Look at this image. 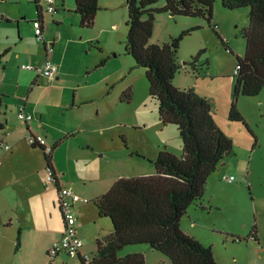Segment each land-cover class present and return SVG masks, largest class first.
<instances>
[{"label": "rangeland", "instance_id": "rangeland-1", "mask_svg": "<svg viewBox=\"0 0 264 264\" xmlns=\"http://www.w3.org/2000/svg\"><path fill=\"white\" fill-rule=\"evenodd\" d=\"M65 2L67 5L75 3L74 0ZM164 3L165 0H161L156 6ZM64 7L60 3L57 13H45V30L50 33L63 30L57 28L53 17L68 14L66 30H78L84 39L95 38L92 43H82L80 50H71L76 62L86 63L89 68L75 69V75L56 82L40 78L32 85L36 72L23 66L38 63L34 54L38 49L44 58L43 45L37 41L33 26V21L39 18L36 5L33 0H0V17L3 18L0 55L9 50L0 59V81L7 92L2 97L0 121L18 136L17 127L23 126L17 117L19 105L28 100L33 110H46L42 123L50 132V143L58 135L65 137L70 131L75 134L81 131L79 142L92 138V147L87 148L86 140H83V148L78 147V141L67 140L56 152L59 175L65 176L70 188L89 200V203L76 204L75 211L79 217L77 227L83 239V251L86 249L85 254L92 255L96 253V239L102 240L113 231L110 218L99 217L93 203L95 198L107 192L120 177H135L154 170L152 159L148 157L156 158L163 149L181 157L183 144L177 126L160 120L158 102L149 93L146 70L136 67L133 57L125 51L126 0H100L101 9L91 28L75 24V15ZM249 15V7L230 10L221 0L214 4L213 24L217 25L216 30L233 53L201 17H171L168 13H157L150 39V44L161 45L184 30L196 28L181 42L178 56L183 68L173 84L206 97L214 119L233 140V153L218 166L207 183L204 208L199 203L192 205V210L197 208L201 213V217L194 216L192 221L198 225L202 243L212 246L220 264H264V95H241L237 102L256 137L254 148L255 140L245 126L229 120L237 56L243 57L246 52L242 30L250 24ZM200 51L204 54L199 59V74L196 75L186 63ZM17 53L21 54L17 56ZM128 89L131 91L129 101L124 96ZM25 143L27 146L18 150L14 147L11 152L0 150V192L12 193L15 218L20 215L28 221L47 192H55V188L54 184L46 182L42 149ZM138 153L147 154L146 160L138 157ZM130 156L135 161H128ZM224 175L234 176L236 181L229 183L222 179ZM60 220L62 222L61 215ZM254 224L258 227L260 244L250 236ZM184 225L189 227L191 220L186 217ZM8 235L10 232L0 227V264H81L77 258L66 256L52 259L44 249L34 245L24 246L21 253V245L18 242L12 245ZM139 250L148 253L145 264H172L167 256L147 245L127 246L119 256Z\"/></svg>", "mask_w": 264, "mask_h": 264}, {"label": "trees", "instance_id": "trees-1", "mask_svg": "<svg viewBox=\"0 0 264 264\" xmlns=\"http://www.w3.org/2000/svg\"><path fill=\"white\" fill-rule=\"evenodd\" d=\"M74 1V12L80 16L81 26L93 27L101 9L100 0ZM160 1L126 0L128 33L125 51L133 57L136 67L146 70L149 93L158 102L160 120L164 124L177 126L182 138V155L178 157L167 149L159 151L156 158L150 160L155 174L119 178L105 194L94 200L99 217L110 218L113 231L102 240L96 239L97 251L92 264H145L146 256L143 253L119 256V252L130 245H147L167 256L172 264H220L212 246H206L187 234L181 227V221L192 205L201 203L209 178L233 153V140L217 124L206 97L192 89H179L173 84L183 68L178 56L181 42L196 28L182 31L167 43L150 44L156 14L204 18L225 48L233 52L216 30L217 25L213 24L216 0H165L163 6L157 7ZM221 1L230 10L250 8V24L242 30L246 52L243 57L237 56L229 120L245 126L255 140L254 148L256 137L238 109L237 102L241 95H264V0ZM33 2L39 16L37 20L41 21L44 30L42 6L39 0ZM7 52H3L0 59ZM203 54L204 51H200L198 56L186 63L191 65L196 75L199 74L198 63ZM124 96L130 100V89ZM2 106L3 99L0 98V110ZM3 129L5 125L0 122V130ZM59 146V143L52 146L50 153L42 146H32L42 149L46 171L51 170L54 175L53 156ZM137 156L146 159L140 153ZM250 236L260 242L256 224ZM77 259L81 264H86L81 256Z\"/></svg>", "mask_w": 264, "mask_h": 264}, {"label": "crops", "instance_id": "crops-1", "mask_svg": "<svg viewBox=\"0 0 264 264\" xmlns=\"http://www.w3.org/2000/svg\"><path fill=\"white\" fill-rule=\"evenodd\" d=\"M60 3H61V6H63V7L66 6L64 8L67 9L68 13H70L71 15H75V16H73L74 17L73 22H75V24H77L78 26L83 28L80 24V16L74 12L75 3L67 5L65 0H62V1L56 0L55 5L57 8V11L60 9L59 8ZM57 11L55 13H57ZM43 15H45V13H43ZM67 17H68V14H66V13L58 14L56 17H53V22L55 24H57V28L61 27L63 30H56V31L51 32V33L48 30H45V19H44L45 40L46 41H55L54 50L49 55V59L56 62L59 65V73L54 80H50L46 76H42L38 72L35 71L36 76L33 78L32 85L37 84L40 78H42V79L47 78L50 81L56 82V81H60V79L66 78L67 76L75 75V72H74L75 69L77 71H79V70H82L84 68H86V69L89 68L88 65H86V63L76 62V58H75L74 54L71 53V50H74V52H75V49L80 50L81 49L80 45L82 43H84V42H86V43L91 42L92 43V41L95 38L94 37H87L84 39L85 36L81 32H78V30H66L65 20L67 19ZM59 34H60V37H58ZM42 45H43V43H42ZM6 50L9 52L8 49H6ZM45 51L46 50H45V47L43 45L44 58H42L40 55V49H38L34 53L36 58L38 60H40V61L36 60L38 63L35 66L38 67L44 63V61H45L44 59H46V54H45L46 52ZM8 52H7V54H8ZM20 54L21 53H17V56H19ZM1 55H0V57H1ZM39 57H40V59H39ZM54 84H56V83H54ZM6 94H7V92H6V89L4 87V84H3V82L0 81V98L3 99L2 97L6 96ZM20 103L22 105H25V109L27 110V112H30L34 116V120L29 125H25L22 123L23 126H18L17 127L18 136H16V134H13L9 131L10 130L9 126L8 127L5 126V129L1 130L0 141H3L5 143H8L11 145V150L8 152H11L14 147L15 148L17 147V150H18L21 146H27V144L25 143V141H26L25 137L29 133H32L35 135H42L43 137L46 138L47 143L49 142L50 132L47 129H45V127L42 123V121L45 118V115L47 113L46 110L37 109V108L35 110H33L32 106L28 105V100H25V101L20 102ZM0 112H1V110H0ZM0 122L3 123L2 121H0ZM219 127H221V126L219 125ZM222 130L224 131L223 128H222ZM80 132H79V134H75V132L70 131V133L66 134L65 137H61V135H58L57 137H55L53 139V141L51 143L49 142L50 144L49 143L48 144L50 146H54L55 144L59 143L60 146L58 148H60V147L64 146L63 143L67 140L75 143L76 141H78V139L80 137ZM83 140H86L87 148L93 146V141H91L92 138H87V139L80 140V142L78 141V147L79 148L84 147ZM58 148L56 149V151L54 153L55 159H53V164H54V168L56 171V179H57V183H58V184L52 183V184H54L55 192H54V190L52 192H47L46 198L44 199V201L39 203L38 209L35 208L34 214H32L30 217L27 218L28 221H24V219H26V218H24L23 216H20V215H18V217L15 218L14 206L12 204V193L11 192H0V227L4 226L10 232V235H8L7 239H8V241L11 242L12 245H14V243L16 244L17 242H18L19 246L21 245V250H20L21 253L24 251V246L34 245L36 247H40V248L44 249V251L47 254L49 252L52 244L55 241H57L58 239H60V237L62 235L63 219L61 222V220H60L61 212H60L59 208L56 206L55 201L57 199L58 187L63 186V187H69L70 188V186H69L68 181L66 180V177L65 176L61 177L59 175L60 172H59V167L57 165L58 161L56 159V152H57ZM140 155H142L145 158L147 157L146 156L147 154H145V153H142ZM148 158H151L152 160H154L155 156L154 157H148ZM69 160H70V155H68V161ZM145 160L146 159L143 158V161H145ZM128 161H135V160L133 159V157L130 156V158H128ZM153 168H154V170H151L150 172H148L146 174L137 175V176L153 175L156 173L155 167H153ZM137 176H135V177H137ZM126 177H128V176H126ZM132 177H134V176H132ZM120 178H122V177H120ZM208 182H209V180H208ZM112 185H111V187H112ZM105 193H103V194H105ZM99 196H101V195H99ZM99 196H97V197H99ZM21 203H23V201H21ZM80 203H84V202H80ZM203 203H204V198L202 199L201 203H199L200 204L199 206L202 209L204 208ZM199 206H196V207H199ZM194 216L201 217V213L198 212L197 208L192 210V206H191L188 209L187 215H185L181 221V227L187 234H189V235L195 237L196 239L200 240L201 242H203L201 239L202 234L200 233V231H198L197 223L195 221H192ZM186 217L189 220H191V225L187 228L184 225V221H185ZM61 218H62V215H61ZM78 221H79V219H78ZM77 230H78V227H77ZM78 234H79V231H78ZM79 236H80V234H79ZM17 249H18V247L16 248V250ZM1 251H2V247H0V252ZM85 251H86V249H85ZM85 251H83V253H87V251L86 252ZM96 251H97V244H96ZM134 252L135 253L143 252L147 258L148 253L146 250H144V251L139 250V251H134ZM17 255H19V254H17ZM93 255H95V253L92 254V256ZM48 256H49V254H48ZM60 256H66L68 258H71L66 254H61ZM73 259H75V258H73Z\"/></svg>", "mask_w": 264, "mask_h": 264}, {"label": "built area", "instance_id": "built-area-1", "mask_svg": "<svg viewBox=\"0 0 264 264\" xmlns=\"http://www.w3.org/2000/svg\"><path fill=\"white\" fill-rule=\"evenodd\" d=\"M39 2L42 6L43 13L54 14L57 11L55 5L56 0H39ZM33 26L37 41L43 43L45 47L46 59L41 66L25 65L23 67L30 71H36L50 80H54L59 73V65L50 60L49 55L54 50L55 41L45 40L44 30L40 20H35ZM58 37H60V34ZM18 119L21 123L29 125L34 120V116L30 112H27L25 105H20ZM26 141L31 146H42L47 153H50L52 150V146L47 143L46 138L42 135L29 133L26 135ZM0 150L8 152L11 150V145L0 141ZM222 179L230 183L236 181L234 176L225 175ZM46 182L57 183L56 175H54L51 170H47ZM80 202L88 203L89 200L82 198L77 192L69 187H58L55 204L62 215L63 232L60 239L52 244L48 252L50 258L55 259L61 254H66L71 258H78L81 256L86 264H92L93 256L83 253L84 243L77 230V222L79 218L76 214L75 206Z\"/></svg>", "mask_w": 264, "mask_h": 264}, {"label": "water", "instance_id": "water-1", "mask_svg": "<svg viewBox=\"0 0 264 264\" xmlns=\"http://www.w3.org/2000/svg\"><path fill=\"white\" fill-rule=\"evenodd\" d=\"M185 64V63H184Z\"/></svg>", "mask_w": 264, "mask_h": 264}]
</instances>
